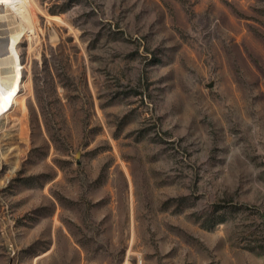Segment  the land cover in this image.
Instances as JSON below:
<instances>
[{
    "label": "rangeland",
    "instance_id": "obj_1",
    "mask_svg": "<svg viewBox=\"0 0 264 264\" xmlns=\"http://www.w3.org/2000/svg\"><path fill=\"white\" fill-rule=\"evenodd\" d=\"M28 8L0 52V264H264V0Z\"/></svg>",
    "mask_w": 264,
    "mask_h": 264
},
{
    "label": "bare ground",
    "instance_id": "obj_2",
    "mask_svg": "<svg viewBox=\"0 0 264 264\" xmlns=\"http://www.w3.org/2000/svg\"><path fill=\"white\" fill-rule=\"evenodd\" d=\"M30 3L31 0H0V52L10 50L24 36L31 39L34 27L30 20L33 13L31 17L28 14Z\"/></svg>",
    "mask_w": 264,
    "mask_h": 264
}]
</instances>
